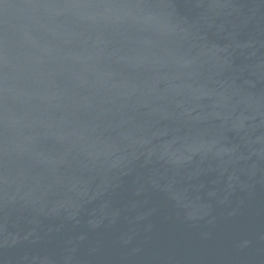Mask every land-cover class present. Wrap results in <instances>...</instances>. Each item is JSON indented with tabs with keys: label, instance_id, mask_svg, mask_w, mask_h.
I'll use <instances>...</instances> for the list:
<instances>
[{
	"label": "water",
	"instance_id": "water-1",
	"mask_svg": "<svg viewBox=\"0 0 264 264\" xmlns=\"http://www.w3.org/2000/svg\"><path fill=\"white\" fill-rule=\"evenodd\" d=\"M0 264H264V0H0Z\"/></svg>",
	"mask_w": 264,
	"mask_h": 264
}]
</instances>
